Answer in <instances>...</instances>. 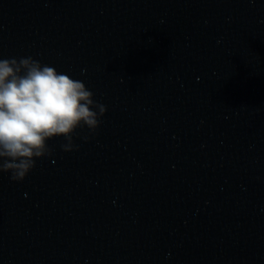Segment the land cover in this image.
Returning <instances> with one entry per match:
<instances>
[{"label": "clouds", "instance_id": "obj_1", "mask_svg": "<svg viewBox=\"0 0 264 264\" xmlns=\"http://www.w3.org/2000/svg\"><path fill=\"white\" fill-rule=\"evenodd\" d=\"M93 95L82 81L30 56L0 59V172L23 181L36 159L51 155L46 141L55 137L67 141L63 151H73L76 130L95 132L107 111Z\"/></svg>", "mask_w": 264, "mask_h": 264}]
</instances>
